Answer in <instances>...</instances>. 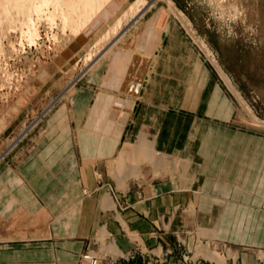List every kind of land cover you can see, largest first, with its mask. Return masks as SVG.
Returning <instances> with one entry per match:
<instances>
[{
	"label": "crops",
	"instance_id": "crops-1",
	"mask_svg": "<svg viewBox=\"0 0 264 264\" xmlns=\"http://www.w3.org/2000/svg\"><path fill=\"white\" fill-rule=\"evenodd\" d=\"M169 61L170 73L166 64L141 87L120 143L88 129L104 123L107 104L86 78L73 111L66 105L68 125L57 127L53 111L1 162L0 264H80L84 252L98 250L103 227L120 255L101 264H216L198 254L207 246L225 264H264V133L234 125L232 108L201 64L194 79L184 55ZM140 131L155 139L158 155L190 161L188 188L178 176L152 178L144 167V182L116 189L106 164ZM100 141L88 183L83 159ZM105 194L116 210L102 208Z\"/></svg>",
	"mask_w": 264,
	"mask_h": 264
},
{
	"label": "rangeland",
	"instance_id": "rangeland-1",
	"mask_svg": "<svg viewBox=\"0 0 264 264\" xmlns=\"http://www.w3.org/2000/svg\"><path fill=\"white\" fill-rule=\"evenodd\" d=\"M154 1L156 0H146L145 3L150 4ZM171 1L177 13L180 12L178 15L182 17L171 19L169 28L166 26L164 32L167 33L163 37V42L165 40L166 44L163 43L165 47L161 53L163 56L160 57L165 59L159 60L156 73H151L150 77H156L158 68H164L166 64L169 65L165 72L170 73L171 61L168 62L169 58L172 59L175 55H180L181 58L184 55L187 60L186 64L190 65L187 68L189 70L187 76L191 77L192 75L194 79L198 77V63L204 70H207L219 96L222 100L227 101L232 108L231 116L235 122L234 125L249 132L264 133L263 127L257 128L253 125L250 116L252 114L264 124V0ZM160 8L163 9L162 13H164V8H167L162 1L157 2L149 12H146L143 20H136L135 24L129 27L130 23L123 24L121 32L123 30L124 32L122 37L120 35L121 41L119 40L117 47L125 46L129 37ZM44 23L41 22L42 25L39 23L40 26L38 24L40 36L36 44H27L17 31L9 33L10 42L15 48L3 66L8 72V81L2 82L0 79V164L18 146L39 131L53 111L56 113L52 122L57 127L68 125L66 105H70L71 109L69 110L73 111L72 99L80 91L82 82H86L89 78L90 82L97 84L98 96L104 91L101 83L110 57L103 58L100 53L106 46H104L105 48L101 46L100 50L96 51L97 53H92L93 57L91 56L90 60L85 63V57L78 59L75 55L76 50L75 46L72 47L73 43L71 44L72 49L66 52L57 49V44L54 42H57L55 41L56 37L62 35L61 29L56 26L50 29ZM67 34L68 32L64 33L66 36ZM180 36L183 37L185 46H183ZM3 45L7 49L8 43L5 42ZM115 51L116 47L113 48L112 53ZM176 61L179 62L176 59L175 63H178ZM219 70L229 80L231 88L219 75ZM102 71L104 74L100 76ZM67 89L69 90L67 91ZM111 94L117 96L114 92ZM120 96L124 98L122 94ZM93 124L88 128L89 130H92ZM108 124H112V122L109 120L106 125ZM190 138H193V134L190 135ZM168 160L173 163L175 158ZM187 160L180 159V162H187ZM113 161L114 157L107 162L105 175L114 181L115 178L110 172V163ZM85 163L83 161L81 171L84 181L89 183L90 180L86 179L88 174L86 171L92 169L96 161L93 164ZM141 167L140 174L143 178L135 180L139 183L145 181L144 167L151 169L152 178L169 176L166 171L160 168L153 170L154 168L149 165ZM188 168L189 165L186 166L183 173L185 178H188L187 180L191 179L190 182L185 183L179 179L185 188H188L192 183L191 176L187 174ZM93 175L94 178H97V173L90 176ZM114 182L116 189L119 190L116 181ZM106 195L110 196L114 206L108 209L116 210L111 195L105 194L104 196L106 197ZM130 237L134 239L135 236L130 235ZM135 239L137 238L135 237ZM107 240H105L106 244L113 243L112 240L109 242ZM97 243L98 250L84 252L80 257V264H93L94 260L96 264H101L108 256L114 259L112 253L106 251L98 241ZM87 256L93 257V261L86 260Z\"/></svg>",
	"mask_w": 264,
	"mask_h": 264
},
{
	"label": "bare ground",
	"instance_id": "bare-ground-1",
	"mask_svg": "<svg viewBox=\"0 0 264 264\" xmlns=\"http://www.w3.org/2000/svg\"><path fill=\"white\" fill-rule=\"evenodd\" d=\"M159 1L166 4L164 13L162 8L158 9L129 37L125 46L118 48V42L124 32V30L121 32L122 25L130 23L129 27L135 24L136 20H143L146 12H149ZM145 2L146 0H0V79L2 82L8 81L9 75L3 66L15 48L10 42L11 37L9 38L11 31H17L21 39L32 45L37 43L40 36L39 23L45 22L50 29L54 26L59 27L62 35L55 38L57 42L54 43L57 44V49L66 52L75 46V55L78 59L85 57V63L90 60L92 53L100 50L101 46H106L100 54L103 58L109 56L110 62L101 83L104 91L98 96L103 102L106 100V110L102 114L105 120L103 124L94 122L92 131L101 139L106 135L116 140L118 144L121 130L127 125L135 103L141 98L139 97L141 87L151 73H156V66L159 63L157 58L165 47L163 37L167 33L164 32L166 26L169 28L171 19L182 17L178 15L180 12L177 13L174 9L171 0H156L155 3L150 4ZM65 32H68L67 36L64 35ZM5 42L8 43L7 49L3 45ZM114 47L116 51L112 53ZM219 75L231 88L229 80L221 70ZM113 92L117 96H113L111 94ZM250 116L254 126L264 128L263 123L252 114ZM109 120L112 124L106 125ZM101 143L102 141L99 142L96 150L93 149L94 155L91 158L83 160L85 164H93L100 157L97 152L100 150ZM91 144L88 145L91 146ZM155 145V139L149 140L146 133L140 131L134 141L126 140L120 146L113 163H110V172L119 190H126L127 183L131 179L136 180L141 177L142 165H149L154 168L153 170L160 168L166 171L170 178L178 176L183 182H190L191 179L187 180L183 173L190 161L181 163L180 159L175 158L173 163H170L168 158L158 155ZM113 151L114 148L110 150L109 155ZM102 207L103 209L114 207L109 195H106ZM109 237V232L103 227L96 239L106 251L112 253L114 259L118 258L120 253L114 243H105L106 238ZM198 248L204 250L201 244ZM198 252L196 253L216 264L226 262L223 257L215 253V250L210 251L208 246L205 247V252ZM86 260L93 261V257L87 256Z\"/></svg>",
	"mask_w": 264,
	"mask_h": 264
},
{
	"label": "built area",
	"instance_id": "built-area-1",
	"mask_svg": "<svg viewBox=\"0 0 264 264\" xmlns=\"http://www.w3.org/2000/svg\"><path fill=\"white\" fill-rule=\"evenodd\" d=\"M93 264H96V263H95V260L93 261Z\"/></svg>",
	"mask_w": 264,
	"mask_h": 264
}]
</instances>
